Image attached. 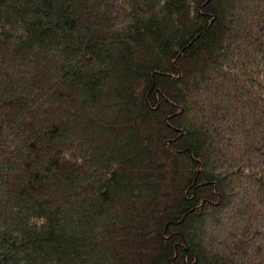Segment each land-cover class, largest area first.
Segmentation results:
<instances>
[{"label":"trees","instance_id":"obj_1","mask_svg":"<svg viewBox=\"0 0 264 264\" xmlns=\"http://www.w3.org/2000/svg\"><path fill=\"white\" fill-rule=\"evenodd\" d=\"M0 264H264V0H0Z\"/></svg>","mask_w":264,"mask_h":264}]
</instances>
